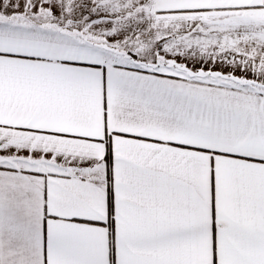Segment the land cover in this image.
<instances>
[{"label":"snow or ice","instance_id":"obj_1","mask_svg":"<svg viewBox=\"0 0 264 264\" xmlns=\"http://www.w3.org/2000/svg\"><path fill=\"white\" fill-rule=\"evenodd\" d=\"M0 264H264V0H0Z\"/></svg>","mask_w":264,"mask_h":264}]
</instances>
